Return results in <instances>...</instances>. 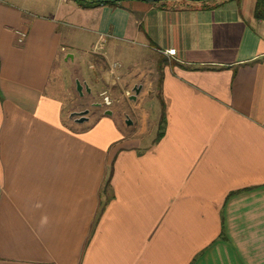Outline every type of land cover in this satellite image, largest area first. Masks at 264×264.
I'll list each match as a JSON object with an SVG mask.
<instances>
[{"label":"crops","instance_id":"1","mask_svg":"<svg viewBox=\"0 0 264 264\" xmlns=\"http://www.w3.org/2000/svg\"><path fill=\"white\" fill-rule=\"evenodd\" d=\"M163 3L0 0V264H264V21Z\"/></svg>","mask_w":264,"mask_h":264},{"label":"rangeland","instance_id":"2","mask_svg":"<svg viewBox=\"0 0 264 264\" xmlns=\"http://www.w3.org/2000/svg\"><path fill=\"white\" fill-rule=\"evenodd\" d=\"M214 1H216V0H208L205 2H198V3L184 2V1L183 2L182 1H167V2H164L163 4H167L168 6H171L173 4H188V5L193 6V5L204 4V3H208V2H214ZM66 69H69V74H71V73L73 74V67L70 68V66L68 65V67H66ZM63 77L65 79L66 76L64 75ZM94 78L96 80H98L97 74L94 75ZM75 89H76V84H75ZM55 91L58 93L57 95H60V96L62 95V100L64 101L63 116L66 120H67L68 114L71 111L82 112L84 110H87L88 113L92 117L93 116L97 117V116H100L102 111L105 109H110V108L116 109V108H118V106H120V104H118V102H116V99L112 98V96L109 94V92H107V90H105L104 86L102 84H99V83L96 84V86H95V94L93 96H89L86 93H83L82 95H79V93L75 94V92L73 91V87L63 89V90L57 88ZM125 92H126L125 89H120V93L122 95V101L126 100L125 99V97H126ZM104 97H108V99L111 101V104L109 106H106L103 104V98ZM93 104H99L100 109L97 110L96 107L93 106ZM73 119L74 118H71L70 120H73ZM151 132L153 133L152 130L150 131V134H152ZM146 140H147V138H146Z\"/></svg>","mask_w":264,"mask_h":264},{"label":"water","instance_id":"3","mask_svg":"<svg viewBox=\"0 0 264 264\" xmlns=\"http://www.w3.org/2000/svg\"><path fill=\"white\" fill-rule=\"evenodd\" d=\"M125 1H136V2H143V3H160V2H167V1H186V2H192V3H198V2H205L208 0H111L112 3H119V2H125ZM76 84V91L79 93V95H82V89L84 88L86 92H89L88 88L85 87L83 84H80L78 81L75 82ZM135 92V95L138 94V89L133 90ZM134 98V97H133ZM95 106L100 107L99 104H96ZM88 114L87 110H84L82 112H73L70 114V118H74L76 122L82 123L86 121V115ZM106 115H110V112L107 111ZM127 124H130V122H127Z\"/></svg>","mask_w":264,"mask_h":264},{"label":"trees","instance_id":"4","mask_svg":"<svg viewBox=\"0 0 264 264\" xmlns=\"http://www.w3.org/2000/svg\"><path fill=\"white\" fill-rule=\"evenodd\" d=\"M74 1L80 7H92L98 5L116 4V3H112L111 0H74ZM253 17L256 20L264 21V0H255L254 8H253Z\"/></svg>","mask_w":264,"mask_h":264},{"label":"built area","instance_id":"5","mask_svg":"<svg viewBox=\"0 0 264 264\" xmlns=\"http://www.w3.org/2000/svg\"><path fill=\"white\" fill-rule=\"evenodd\" d=\"M16 35L18 36V43H22L23 40L25 39V34L21 33V32H16ZM102 43H103V39L98 41L97 44H95L94 48H93V52L97 53L100 52L102 50ZM168 55H174L175 54V50H168L166 52ZM119 67L117 64L113 66V68H117ZM128 95V93H126ZM103 104L106 106H109L111 104V101L108 99V97H104L103 98Z\"/></svg>","mask_w":264,"mask_h":264}]
</instances>
